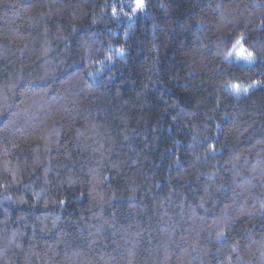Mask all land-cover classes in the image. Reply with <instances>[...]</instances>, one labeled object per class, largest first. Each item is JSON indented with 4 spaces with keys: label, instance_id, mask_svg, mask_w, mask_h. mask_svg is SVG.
I'll return each instance as SVG.
<instances>
[{
    "label": "trees",
    "instance_id": "trees-1",
    "mask_svg": "<svg viewBox=\"0 0 264 264\" xmlns=\"http://www.w3.org/2000/svg\"><path fill=\"white\" fill-rule=\"evenodd\" d=\"M142 2L0 0V264H264V0Z\"/></svg>",
    "mask_w": 264,
    "mask_h": 264
},
{
    "label": "rangeland",
    "instance_id": "rangeland-1",
    "mask_svg": "<svg viewBox=\"0 0 264 264\" xmlns=\"http://www.w3.org/2000/svg\"><path fill=\"white\" fill-rule=\"evenodd\" d=\"M143 7V2L141 0V5H137V0H133V12H139ZM224 60L229 63L239 64L244 66H251L254 63V58L249 54L242 46L241 41H237L231 49L228 51ZM254 88V85L248 87H241L239 85H234L229 87V90L234 94L247 93Z\"/></svg>",
    "mask_w": 264,
    "mask_h": 264
},
{
    "label": "snow or ice",
    "instance_id": "snow-or-ice-1",
    "mask_svg": "<svg viewBox=\"0 0 264 264\" xmlns=\"http://www.w3.org/2000/svg\"><path fill=\"white\" fill-rule=\"evenodd\" d=\"M137 5H138V6L141 5V0H137Z\"/></svg>",
    "mask_w": 264,
    "mask_h": 264
}]
</instances>
